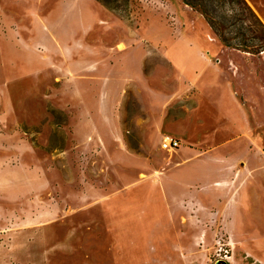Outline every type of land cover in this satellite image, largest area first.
<instances>
[{
	"label": "rangeland",
	"instance_id": "rangeland-1",
	"mask_svg": "<svg viewBox=\"0 0 264 264\" xmlns=\"http://www.w3.org/2000/svg\"><path fill=\"white\" fill-rule=\"evenodd\" d=\"M199 3L264 45L240 6ZM179 41L220 62L183 0H0V264H264V98L254 148L208 150L231 135L223 105L183 98Z\"/></svg>",
	"mask_w": 264,
	"mask_h": 264
},
{
	"label": "crops",
	"instance_id": "crops-1",
	"mask_svg": "<svg viewBox=\"0 0 264 264\" xmlns=\"http://www.w3.org/2000/svg\"><path fill=\"white\" fill-rule=\"evenodd\" d=\"M140 36L143 40L149 38L145 35ZM160 38H163V35ZM184 38L185 36H181L180 39ZM175 45L183 52H192L198 60V64H194L191 68L195 78L192 81L191 93L183 98H197L201 103L218 105V108L223 105L221 115L224 117L227 133L231 137L224 143L208 147V150L230 151L238 148H254L258 142L252 136L258 134L263 125L262 114L254 103H262L261 98H264V51L252 53L223 44L222 53L227 60V63L223 64L224 58L220 56L222 53L214 51L220 60L219 63H214L194 41L193 43L179 41ZM197 77H200L199 81ZM203 79L209 81L208 87L197 85ZM260 122H262L261 126H259ZM237 138L240 139L239 142L234 140ZM218 165L221 169L228 168L227 164Z\"/></svg>",
	"mask_w": 264,
	"mask_h": 264
},
{
	"label": "trees",
	"instance_id": "trees-1",
	"mask_svg": "<svg viewBox=\"0 0 264 264\" xmlns=\"http://www.w3.org/2000/svg\"><path fill=\"white\" fill-rule=\"evenodd\" d=\"M201 1V0H199ZM198 0L196 1H192V0H184V2L188 5H190L193 9L200 11L207 19V21L209 22V24L211 25V27L214 29L215 33L217 34V36L219 37L220 41L228 47H233V48H238L241 49L243 51H248V52H252V53H258L260 51L264 50V45L263 44H250L247 42V39H250V37H245V35H247L245 32H243V40L240 43H234L232 42L231 38H229L225 33H224V29L225 27V23H219L216 20L213 19V17L210 16L209 12H207V10L204 8L202 3H199ZM220 1H228L230 4L236 5V6H240L241 9H244V11L248 12L249 15H251V17H253L256 22L263 28L264 30V24L263 22L260 20V18L256 15V13L254 12V10L252 9V7L249 5V3L247 2V0H218ZM251 38H255V35L252 36Z\"/></svg>",
	"mask_w": 264,
	"mask_h": 264
},
{
	"label": "built area",
	"instance_id": "built-area-1",
	"mask_svg": "<svg viewBox=\"0 0 264 264\" xmlns=\"http://www.w3.org/2000/svg\"><path fill=\"white\" fill-rule=\"evenodd\" d=\"M180 146L179 139L173 137V136H167L164 138V147L165 148H177Z\"/></svg>",
	"mask_w": 264,
	"mask_h": 264
}]
</instances>
